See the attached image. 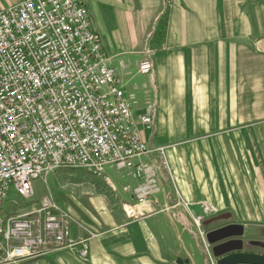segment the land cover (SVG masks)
<instances>
[{
    "label": "crops",
    "instance_id": "crops-1",
    "mask_svg": "<svg viewBox=\"0 0 264 264\" xmlns=\"http://www.w3.org/2000/svg\"><path fill=\"white\" fill-rule=\"evenodd\" d=\"M20 1L0 0V11ZM83 2L134 95V118L145 111V91L155 96L153 125L140 126L151 152L138 160L158 164L163 147L162 191L140 203L131 192L138 179L106 167L65 196L73 236L94 234L87 257L62 249L19 264H209L206 232L231 223L245 240L264 242V0ZM147 48L153 71L141 75Z\"/></svg>",
    "mask_w": 264,
    "mask_h": 264
},
{
    "label": "built area",
    "instance_id": "built-area-1",
    "mask_svg": "<svg viewBox=\"0 0 264 264\" xmlns=\"http://www.w3.org/2000/svg\"><path fill=\"white\" fill-rule=\"evenodd\" d=\"M151 55L147 48L139 74L152 73ZM145 94V111L134 118V95L110 66L83 0H22L0 11V264L62 249L87 257L94 234L75 238L71 217L51 197L21 214H1L9 189L29 199L32 181L58 167L94 176L106 167L128 169L138 179L131 190L137 201H156L159 169L167 166L163 147L158 164L138 160L151 152L140 126L151 128L156 109L155 96Z\"/></svg>",
    "mask_w": 264,
    "mask_h": 264
},
{
    "label": "rangeland",
    "instance_id": "rangeland-1",
    "mask_svg": "<svg viewBox=\"0 0 264 264\" xmlns=\"http://www.w3.org/2000/svg\"><path fill=\"white\" fill-rule=\"evenodd\" d=\"M92 175L84 168L61 166L54 169L44 180L38 178L32 181L33 196L25 199L9 189L6 198L2 201L1 214L17 215L37 206L39 201L45 197H51L61 208L67 209L72 205L67 194H75L78 186H83L85 181H92ZM80 184V185H79Z\"/></svg>",
    "mask_w": 264,
    "mask_h": 264
},
{
    "label": "water",
    "instance_id": "water-1",
    "mask_svg": "<svg viewBox=\"0 0 264 264\" xmlns=\"http://www.w3.org/2000/svg\"><path fill=\"white\" fill-rule=\"evenodd\" d=\"M243 226L227 224L206 232L216 264H264V254L251 249L264 250V242L245 240ZM177 264H188V259H177Z\"/></svg>",
    "mask_w": 264,
    "mask_h": 264
},
{
    "label": "trees",
    "instance_id": "trees-1",
    "mask_svg": "<svg viewBox=\"0 0 264 264\" xmlns=\"http://www.w3.org/2000/svg\"><path fill=\"white\" fill-rule=\"evenodd\" d=\"M164 15H165V17H164L165 19H159V21L157 23V26L155 28V34L157 36H159V37H163L162 30H163V28H166V26H167V22H168V19H167V17H168V5H167V7L165 9Z\"/></svg>",
    "mask_w": 264,
    "mask_h": 264
},
{
    "label": "bare ground",
    "instance_id": "bare-ground-1",
    "mask_svg": "<svg viewBox=\"0 0 264 264\" xmlns=\"http://www.w3.org/2000/svg\"><path fill=\"white\" fill-rule=\"evenodd\" d=\"M127 210H128V211H132V208H131V207H127Z\"/></svg>",
    "mask_w": 264,
    "mask_h": 264
}]
</instances>
